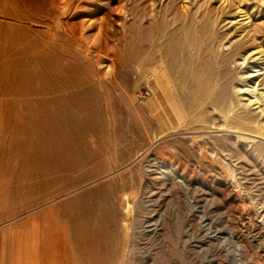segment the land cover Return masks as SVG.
<instances>
[{
  "label": "rangeland",
  "instance_id": "374dc122",
  "mask_svg": "<svg viewBox=\"0 0 264 264\" xmlns=\"http://www.w3.org/2000/svg\"><path fill=\"white\" fill-rule=\"evenodd\" d=\"M263 58L264 0H0V264H264Z\"/></svg>",
  "mask_w": 264,
  "mask_h": 264
},
{
  "label": "bare ground",
  "instance_id": "6f19581e",
  "mask_svg": "<svg viewBox=\"0 0 264 264\" xmlns=\"http://www.w3.org/2000/svg\"><path fill=\"white\" fill-rule=\"evenodd\" d=\"M183 34H184V32H183ZM176 35H179V34H176ZM245 38L246 37H244V39ZM253 38H255L254 35L251 38H249L247 36V39H249L248 41L253 40ZM217 40H218V38L214 37L213 34L209 35L207 40H204L206 42L205 46L202 48L196 49V54H197L196 55V64L197 65H196V68L194 67L195 69H193V70H195L194 88L197 91V95L199 96L198 98L202 99L203 102L206 100H209L210 104L212 103L213 98L218 94L220 95V97H222L221 98L222 103H226L228 100L234 99L239 94V91L234 92L232 90V83H233V81H235V82L238 81L237 80L238 78L234 74L235 70L233 72L230 71V66L228 64V63H230L229 62L230 60L222 61L223 65L221 66V68L217 72V75L212 76V49L211 48ZM176 41H178V40H176ZM198 46H200V45H198ZM258 53H260V52H255V54H258ZM255 54H252L250 56V58L254 57ZM174 58H176V56ZM261 58L262 57H260V56L255 57L253 59V63L254 64L259 63ZM155 59H157V58H155ZM190 61H191V59H190ZM262 63H264V61ZM254 67H257V66L255 65ZM191 68H192V66H191ZM159 74L160 73H158V75ZM263 74H264V72H261V69L251 70V72H249L247 74V76H245V77L249 80H251V79H258V80L254 82L255 84L253 87H249V88H247V90H244L243 92L247 93V94L251 93V98L249 99L250 104L257 105L256 108L262 107L263 108L262 111L264 113V107H263L264 106V77L259 79ZM213 81H215V83L217 85V88H218L217 90L214 89ZM257 82H258L259 86L262 85L263 87L259 88V86H256ZM211 84H212V86H211ZM200 99H199V101H201ZM257 117H258V114H256V113H251L250 115H247V118L250 121H255L257 119ZM251 213H252V211H251ZM247 217H248V215H247ZM260 225H261V223H260Z\"/></svg>",
  "mask_w": 264,
  "mask_h": 264
},
{
  "label": "built area",
  "instance_id": "2783aa9c",
  "mask_svg": "<svg viewBox=\"0 0 264 264\" xmlns=\"http://www.w3.org/2000/svg\"><path fill=\"white\" fill-rule=\"evenodd\" d=\"M150 95H151L150 90L147 88H141L138 90L137 93L138 98H140L141 100L149 98Z\"/></svg>",
  "mask_w": 264,
  "mask_h": 264
}]
</instances>
